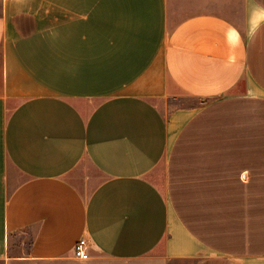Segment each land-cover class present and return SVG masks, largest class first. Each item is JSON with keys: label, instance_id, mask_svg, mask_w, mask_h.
Here are the masks:
<instances>
[{"label": "crops", "instance_id": "crops-1", "mask_svg": "<svg viewBox=\"0 0 264 264\" xmlns=\"http://www.w3.org/2000/svg\"><path fill=\"white\" fill-rule=\"evenodd\" d=\"M83 238L264 264V0H0V264Z\"/></svg>", "mask_w": 264, "mask_h": 264}, {"label": "rangeland", "instance_id": "rangeland-1", "mask_svg": "<svg viewBox=\"0 0 264 264\" xmlns=\"http://www.w3.org/2000/svg\"><path fill=\"white\" fill-rule=\"evenodd\" d=\"M89 250H90V259L87 261H82L77 258H74L70 261V263L56 262L53 264H121V263L112 262L110 259L106 258L105 255H103L98 251L91 250V248ZM141 263L142 261L130 263V264H141ZM32 264H52V263H32Z\"/></svg>", "mask_w": 264, "mask_h": 264}, {"label": "built area", "instance_id": "built-area-1", "mask_svg": "<svg viewBox=\"0 0 264 264\" xmlns=\"http://www.w3.org/2000/svg\"><path fill=\"white\" fill-rule=\"evenodd\" d=\"M74 257L82 261L90 259L89 243L86 239H80L75 245Z\"/></svg>", "mask_w": 264, "mask_h": 264}]
</instances>
